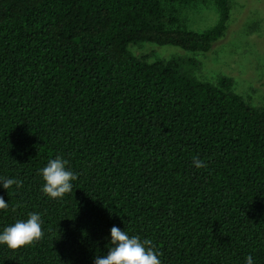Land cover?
Returning <instances> with one entry per match:
<instances>
[{
    "label": "trees",
    "instance_id": "trees-1",
    "mask_svg": "<svg viewBox=\"0 0 264 264\" xmlns=\"http://www.w3.org/2000/svg\"><path fill=\"white\" fill-rule=\"evenodd\" d=\"M205 1L216 25L181 26L175 7ZM229 16V0H0V177L22 182L0 185V232L32 212L44 231L0 244V264H94L113 226L161 264H264V102L198 80L195 61L128 49L207 53ZM57 156L78 178L51 199L39 170Z\"/></svg>",
    "mask_w": 264,
    "mask_h": 264
},
{
    "label": "rangeland",
    "instance_id": "rangeland-1",
    "mask_svg": "<svg viewBox=\"0 0 264 264\" xmlns=\"http://www.w3.org/2000/svg\"><path fill=\"white\" fill-rule=\"evenodd\" d=\"M230 16L222 39L207 53L193 54L177 47L143 43L130 45L129 52L149 62L172 57L198 64L192 75L200 81L216 83L219 77L232 79L231 90L253 107L264 102V0H229ZM180 25L204 32L218 22V12L210 1L176 6Z\"/></svg>",
    "mask_w": 264,
    "mask_h": 264
},
{
    "label": "clouds",
    "instance_id": "clouds-1",
    "mask_svg": "<svg viewBox=\"0 0 264 264\" xmlns=\"http://www.w3.org/2000/svg\"><path fill=\"white\" fill-rule=\"evenodd\" d=\"M196 168L205 167V162L197 157L193 158ZM68 161L62 156L50 159L47 165L41 168L40 175L44 180L42 192L51 199L62 198L73 190L72 181L77 180V173L68 169ZM0 185L9 189L13 185L22 186V182L9 177H0ZM8 207V203L0 196V210ZM43 221L40 214L29 213L26 221L19 220L14 225L4 228L0 232V244H6L9 249L32 245L44 237ZM111 247L106 255H97L94 264H161L159 257L162 255L150 239L141 241L137 235L130 236L128 232L113 226L110 230ZM245 264H254L251 255L245 258Z\"/></svg>",
    "mask_w": 264,
    "mask_h": 264
}]
</instances>
